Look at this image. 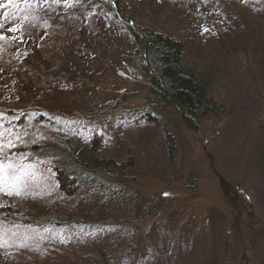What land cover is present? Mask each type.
<instances>
[{"label": "rangeland", "instance_id": "rangeland-1", "mask_svg": "<svg viewBox=\"0 0 264 264\" xmlns=\"http://www.w3.org/2000/svg\"><path fill=\"white\" fill-rule=\"evenodd\" d=\"M29 1L0 4V105L106 128L103 153L126 170L85 206L52 193L27 201L21 169L0 163L1 206L30 204L71 231L54 230L45 257L0 245V264H264V0ZM128 21L183 41L186 63L211 66L223 109L197 127L172 107L156 110L152 128L124 127L147 102Z\"/></svg>", "mask_w": 264, "mask_h": 264}, {"label": "trees", "instance_id": "trees-1", "mask_svg": "<svg viewBox=\"0 0 264 264\" xmlns=\"http://www.w3.org/2000/svg\"><path fill=\"white\" fill-rule=\"evenodd\" d=\"M3 2L5 0H0V4ZM126 27L138 41L137 63L146 77L147 102L122 120L124 127L152 128L161 123L156 110L171 107L189 125L197 127L204 116L223 109L213 96L215 70L211 66L199 68L186 63L183 41L130 21ZM14 128L17 130L7 132ZM164 134L171 151L175 137L170 131ZM110 138L107 129L98 124L69 121L51 115L41 106L10 108L0 105V163L12 161L21 169L24 179L21 189L27 201L33 202L39 195L52 193L57 201L68 197L73 203L86 206L93 198L102 197L105 183H114L125 176L126 170L114 156L103 153L104 149H109ZM74 141L80 149L71 152ZM129 158L132 162V155ZM39 166L50 167L51 171L38 174ZM2 178L7 181L8 188L19 187L20 180L8 178L6 168ZM220 183L231 204H237L232 189L235 192L238 189L223 177ZM247 198L245 196L244 200L249 204ZM40 211L30 204L18 202L0 205V245L12 251L33 252L40 257L48 255L47 249L55 245L57 234L54 230L61 233L62 239H66L71 231L67 224L41 221ZM5 263L9 264V261Z\"/></svg>", "mask_w": 264, "mask_h": 264}, {"label": "snow or ice", "instance_id": "snow-or-ice-1", "mask_svg": "<svg viewBox=\"0 0 264 264\" xmlns=\"http://www.w3.org/2000/svg\"><path fill=\"white\" fill-rule=\"evenodd\" d=\"M22 2H24V3H28V2H29V0H22ZM0 27H3V25H0ZM0 38H3V37H0ZM0 171H3V169H2V168H0ZM165 195H167V193H165Z\"/></svg>", "mask_w": 264, "mask_h": 264}]
</instances>
